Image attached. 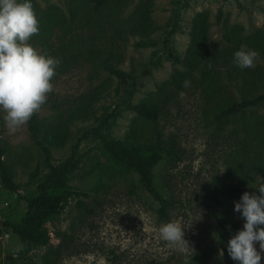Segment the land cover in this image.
<instances>
[{"label":"rangeland","instance_id":"rangeland-1","mask_svg":"<svg viewBox=\"0 0 264 264\" xmlns=\"http://www.w3.org/2000/svg\"><path fill=\"white\" fill-rule=\"evenodd\" d=\"M30 2L40 31L29 43L60 61L53 91L36 113L52 164L63 165L79 142L74 168L50 195L87 196L80 197L81 206L72 199L61 213L28 216L26 202L48 169L28 122L12 133L0 109L4 160L16 188L10 193L0 184V220L49 236L47 245L24 257L19 237L0 226V264H185L186 259L188 264H239L229 256L227 243L242 230L235 226L241 216L234 211L240 198L217 202L211 195L228 183L256 192L264 179V105L220 116L230 104L264 93V55L256 51L252 68L233 62L241 45L251 49L245 41L264 36V0H110L98 11L90 0ZM146 9L155 26L149 33L140 21ZM174 12L178 26L170 42L179 64L162 44ZM203 13L209 16L210 41L191 72V86L164 89L176 72L190 71L191 31ZM110 65L135 77L131 104L151 99L159 109L157 119L121 106L119 80L106 69ZM100 126L108 139L145 154L160 144L162 159L154 175L165 209L135 171L111 160L100 141L80 140ZM64 130L67 142L57 146L54 138ZM168 222L186 227L184 238L195 253L181 252L161 238L159 228ZM254 246L260 251L259 242Z\"/></svg>","mask_w":264,"mask_h":264},{"label":"trees","instance_id":"trees-1","mask_svg":"<svg viewBox=\"0 0 264 264\" xmlns=\"http://www.w3.org/2000/svg\"><path fill=\"white\" fill-rule=\"evenodd\" d=\"M110 0H90L95 10L102 9ZM18 2H23V0H18ZM150 9H146L141 17V22H143L144 30L146 33L153 31L155 26L153 24L152 18L150 17ZM178 26L177 14L174 12L172 17L168 22V27L170 30L166 32L164 41L162 42L163 47L169 57L175 64L181 63V58H179L174 49L171 46V36L176 33V28ZM142 27V26H141ZM210 20L207 13L199 15L194 23L193 29L191 31L192 48L190 50V57L188 61V67L190 71H178L172 78L164 85L165 88H176L178 91H182L183 81H191L193 75L192 71L198 68V64L202 58V50L206 48L210 41ZM241 30H243L241 28ZM228 41H232L231 37L225 36ZM245 43L251 46L257 52L264 55V36L258 38H250V40L245 41ZM106 69L113 75L117 76L119 82L116 87V92L122 97V105L130 109H134L139 112V114L147 119L155 120L158 117L159 109L152 102L151 99H147L140 103L139 105H132L131 99L136 88L135 77L131 74H127L120 69H117L113 65L106 67ZM264 105V93L255 96L252 99H245L241 103H232L227 108L221 110L220 116L231 117L237 114H241L250 108H257ZM0 123H1V112H0ZM28 127L30 135L41 154L44 157V162L48 169L47 174L43 178V182L38 186L37 193L34 197L30 198L26 202V208L28 210V216H35L39 211H48L52 214L63 212L70 201L74 198L78 199V206L82 205L80 197L87 196L85 192L67 191L63 195H50V191L61 182V179L74 168L75 158L79 148V142L72 148V156L63 164L55 166L52 164V153L51 149L46 145L45 140L42 136L40 129V121L37 114H34L28 121ZM102 126L87 131L85 135L80 138L89 139L93 136L96 140L101 142V145L107 155L111 160L118 165L127 167L135 171L143 187L153 196V198L158 201L161 205V209H165L166 201L157 190L155 184L154 169L161 161L162 156L160 153V144H156L150 151V153L145 154L138 150L136 147L128 146L119 141L110 140L101 134L100 128ZM69 137V131L64 130L61 134H58L54 138V143L57 146H63L66 144ZM6 154V149L3 146L0 139V184L8 192L12 193L15 191V186L13 182V176L10 168L7 166L4 160ZM247 191L252 193L239 185L233 183H228L216 187L211 195L213 201L221 202L227 199L241 198L242 194ZM246 221L241 218L235 223V226L239 229H243V225ZM0 226L9 229L14 235L18 236L22 244V249L20 254L24 257L29 256L38 248L47 245L49 241V236L37 229H33L25 224H14L10 221H1ZM1 234V230H0ZM1 237V235H0ZM149 264H158L155 261Z\"/></svg>","mask_w":264,"mask_h":264},{"label":"clouds","instance_id":"clouds-1","mask_svg":"<svg viewBox=\"0 0 264 264\" xmlns=\"http://www.w3.org/2000/svg\"><path fill=\"white\" fill-rule=\"evenodd\" d=\"M39 21L30 0H0V109L7 129L15 133L46 103L53 91L52 78L60 61L42 54L30 43V38L39 34ZM258 53L241 45L234 53L233 62L241 69L254 67ZM191 86L189 80L183 87ZM181 99L185 93L180 92ZM245 191L234 202V211L246 222L227 243L229 256L239 264H260L264 252V179L255 188ZM258 193V194H257ZM184 228L176 222L164 223L159 228L161 238L181 252L195 253L184 238ZM255 242H259L257 251ZM20 249H17L19 251ZM223 250L219 256L223 257ZM185 264H188L187 259Z\"/></svg>","mask_w":264,"mask_h":264}]
</instances>
